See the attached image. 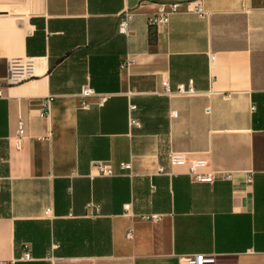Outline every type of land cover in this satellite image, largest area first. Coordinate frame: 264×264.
Wrapping results in <instances>:
<instances>
[{
    "label": "crops",
    "instance_id": "crops-1",
    "mask_svg": "<svg viewBox=\"0 0 264 264\" xmlns=\"http://www.w3.org/2000/svg\"><path fill=\"white\" fill-rule=\"evenodd\" d=\"M0 92V264H264V0H0Z\"/></svg>",
    "mask_w": 264,
    "mask_h": 264
},
{
    "label": "built area",
    "instance_id": "built-area-1",
    "mask_svg": "<svg viewBox=\"0 0 264 264\" xmlns=\"http://www.w3.org/2000/svg\"><path fill=\"white\" fill-rule=\"evenodd\" d=\"M178 6H179L178 3H172L171 5H168V10H169L168 12H163L161 14H156V16L154 17H149L147 20L148 26L153 27L154 25L157 24V22H166L168 19V15L172 13L173 11H176ZM195 9L198 14L200 15L203 14V11L200 8V6L196 5ZM129 18H130L129 12H125L120 18L118 25H117L118 32L120 34H123V35L128 34L129 29L127 27V24H128ZM132 62H133V59H128L125 63V66L131 64ZM161 85H162V90H164L165 94L172 93L171 90L169 89L167 81H162ZM176 89H177L176 93H179V94H190L194 92V89H192L191 85H189L187 88H184L182 85H179ZM92 95H94V91H92V89L88 85H83L80 89L79 106L83 108H87L89 106V103L87 102V98L91 97ZM104 101H105V96H98L97 104H102ZM46 105H47V102H46ZM46 105H45V108H47ZM130 122L137 124V122H134V120L132 119H130ZM168 164L171 167L187 168V173L192 177V179L196 181H200V182L212 181L216 178L217 174H219L218 175L219 178H225L229 176L227 172L217 173L215 171L210 170L208 168V162L206 159L201 158V157L190 158L183 152H177V151L170 152L168 156ZM94 168L100 175H104V176L113 175V171L107 165L101 162L95 163ZM120 168L129 170L130 164L120 163ZM161 172L166 173V170L161 167L159 168V173ZM24 257L29 258V254L25 253ZM179 264H216V263L212 255L206 256L204 254H195V255H188V256L181 257Z\"/></svg>",
    "mask_w": 264,
    "mask_h": 264
}]
</instances>
